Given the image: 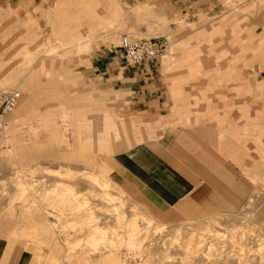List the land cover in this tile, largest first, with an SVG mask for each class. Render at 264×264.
<instances>
[{
    "label": "rangeland",
    "instance_id": "374dc122",
    "mask_svg": "<svg viewBox=\"0 0 264 264\" xmlns=\"http://www.w3.org/2000/svg\"><path fill=\"white\" fill-rule=\"evenodd\" d=\"M235 31L258 49L223 80L211 56ZM123 36L163 43L158 90L103 64L123 62ZM5 89L21 99L0 119V233L37 264H264V0H0ZM138 147L230 171L242 202L197 220L162 211L115 177Z\"/></svg>",
    "mask_w": 264,
    "mask_h": 264
},
{
    "label": "crops",
    "instance_id": "0c3cea01",
    "mask_svg": "<svg viewBox=\"0 0 264 264\" xmlns=\"http://www.w3.org/2000/svg\"><path fill=\"white\" fill-rule=\"evenodd\" d=\"M96 37L97 35H90L83 39H72L64 50L81 49ZM224 41H229L232 46L230 48L225 46L219 54L220 56H211V64L217 67V72L223 73V80L231 79L233 71V73L240 71V68H236L239 67L238 61L242 60L239 53L258 49L254 38L244 36L238 31L228 35ZM214 43L213 41L210 46L208 45L211 48V54L216 52ZM198 50L200 47L193 48L189 44L185 49V62L180 68H187L194 63L191 57L196 56ZM59 54V51H53L49 56ZM32 61L33 58L27 62L30 64L29 67H31ZM122 61L110 59L109 62H103V64L105 63L106 68L118 69V66L125 62L123 58ZM155 62L133 66L132 69L134 77L142 80L146 85H152L153 90H158L160 80L157 79L158 71L154 68ZM242 66L244 67L243 63ZM19 88L23 94L22 105L19 108L20 113L31 106L32 101L28 96L27 85L21 83ZM136 150L137 156L144 159L139 161L135 159L131 162V160L128 161V158L123 157L122 164L124 166L116 170L115 177L127 178V183L121 182L123 186L137 189L147 201L164 212H172L185 219L197 220L227 212L233 203L242 202L239 198L243 186L246 185L240 184L239 189L234 190L233 188L232 190L230 171L216 173L211 169V176L205 175L193 161L177 162L176 157L172 154L167 157L153 155L152 151L149 153L144 147H138ZM72 158L82 161L79 155H73ZM37 159L49 160L52 158L49 155H40ZM125 163L128 165L127 168ZM63 164L65 165V162L61 163V165ZM97 218L100 219L98 216ZM0 230H9V228L0 227ZM31 230H35V228ZM131 230H136V222H133ZM36 259L31 249L25 247L24 242L10 239L0 233V264H37Z\"/></svg>",
    "mask_w": 264,
    "mask_h": 264
},
{
    "label": "built area",
    "instance_id": "2783aa9c",
    "mask_svg": "<svg viewBox=\"0 0 264 264\" xmlns=\"http://www.w3.org/2000/svg\"><path fill=\"white\" fill-rule=\"evenodd\" d=\"M123 60L133 66L158 61L163 55V43L123 36L120 41ZM21 93L18 90L0 91V119L11 113L18 105Z\"/></svg>",
    "mask_w": 264,
    "mask_h": 264
}]
</instances>
